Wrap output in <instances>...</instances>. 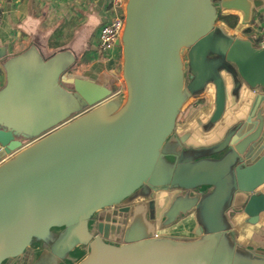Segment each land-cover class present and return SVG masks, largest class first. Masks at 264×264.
Returning <instances> with one entry per match:
<instances>
[{
	"label": "water",
	"instance_id": "water-1",
	"mask_svg": "<svg viewBox=\"0 0 264 264\" xmlns=\"http://www.w3.org/2000/svg\"><path fill=\"white\" fill-rule=\"evenodd\" d=\"M261 8L264 0H125V91L102 101L69 86L70 51L46 56L31 44L4 61L0 264L28 249L33 264H264V249L242 246L230 220L236 211L248 224L264 218V144L253 153L264 140V45L220 23L239 12L252 24ZM209 91L212 113L180 135L185 105ZM196 132L219 137L190 141ZM162 194L152 223L147 202ZM131 204L125 226L100 224L93 235L96 213ZM189 214L195 238L158 233Z\"/></svg>",
	"mask_w": 264,
	"mask_h": 264
},
{
	"label": "crops",
	"instance_id": "crops-1",
	"mask_svg": "<svg viewBox=\"0 0 264 264\" xmlns=\"http://www.w3.org/2000/svg\"><path fill=\"white\" fill-rule=\"evenodd\" d=\"M112 14L110 0H3L0 18V87L5 81L4 61L34 44L46 56L64 50L75 56V66L68 74L73 84L69 86L73 88L75 83L86 97L97 102L118 93L122 82L117 72L120 48L109 55L100 53L98 49L100 28ZM230 16L237 21L234 25L229 22L226 24L223 18L220 20L223 27L242 37L252 36L255 43L260 45L258 36L264 26V8L256 12L254 22L249 25L241 23L242 14L239 12L227 17ZM213 109L212 91L202 98H192L181 113L185 119L181 131L201 127ZM242 109L240 104L234 112L242 114ZM219 128L217 131H220ZM218 137L216 133L207 135L196 132L190 141L210 143L218 140ZM263 144L264 140L254 150V156L261 152ZM246 217L243 213L233 224L238 242L264 249V218L256 224H248ZM242 223L249 227H244Z\"/></svg>",
	"mask_w": 264,
	"mask_h": 264
},
{
	"label": "flooded vegetation",
	"instance_id": "flooded-vegetation-1",
	"mask_svg": "<svg viewBox=\"0 0 264 264\" xmlns=\"http://www.w3.org/2000/svg\"><path fill=\"white\" fill-rule=\"evenodd\" d=\"M211 92V91H209ZM180 135H183L185 131H178ZM166 195V194H165ZM245 198V196H241V198H238V204L241 205V203L243 202V199ZM154 203V205L152 207H149L148 210V219L152 222L155 223L156 222V218L157 212L158 210V203L156 201V199H152L151 201H148V204ZM135 204H131L130 205V209L127 211H122L120 210V207H109V208H105L101 211H99L98 213H96V215L93 217V222H92V232L94 236H98L99 235V225L101 224L103 227H105L106 224L108 225H114L115 227H123L126 225V223L129 221L132 210L134 208ZM237 211L235 213V215H237ZM234 215V216H235ZM233 216V217H234ZM159 233V232H158ZM160 234V233H159ZM161 235V234H160ZM175 237V236H173ZM243 246V245H242ZM22 257V258H20ZM19 258V259H18ZM36 258V251L32 250V249H28L23 255L17 257V258H11L8 259L5 263H7L8 261H13V264H33ZM4 263V264H5ZM12 264V263H11ZM66 264V263H63Z\"/></svg>",
	"mask_w": 264,
	"mask_h": 264
},
{
	"label": "built area",
	"instance_id": "built-area-1",
	"mask_svg": "<svg viewBox=\"0 0 264 264\" xmlns=\"http://www.w3.org/2000/svg\"><path fill=\"white\" fill-rule=\"evenodd\" d=\"M125 0H110L113 14L111 18L104 23L99 31L98 49L100 53L112 54L120 48L119 38L124 23L123 3ZM3 10V0H0V18ZM258 42L264 45V26L261 27Z\"/></svg>",
	"mask_w": 264,
	"mask_h": 264
},
{
	"label": "rangeland",
	"instance_id": "rangeland-1",
	"mask_svg": "<svg viewBox=\"0 0 264 264\" xmlns=\"http://www.w3.org/2000/svg\"><path fill=\"white\" fill-rule=\"evenodd\" d=\"M120 55H121V49L119 51V56ZM121 81H122L121 82V89H120L119 92L125 91V84H124L122 78H121ZM191 100H192V98L189 100V102L185 105L184 108H186V106L191 102ZM204 104L205 103L203 102L202 105H204ZM184 122H185L184 116L180 115L179 120H178V129L179 130L182 129ZM164 196H165V194H162L161 198L159 199V202H158V206H159L158 207V210L160 208H162V206L164 204L163 203L164 202L163 201V197ZM237 212H238L237 215H235L234 217H230V220H231L232 224H234V225L236 223V219L238 218V216H243V212L242 211H237ZM157 213L158 212L156 210V213L155 214L157 215ZM262 222H264V221H262ZM242 225L244 227H246V228L249 227L248 224L242 223ZM196 227H197V222H196L195 217L193 215L189 214V215L183 217L182 219L178 220L174 224H172V225H170V226H168L166 228H161L158 232L160 234H162V235H171V236H175L177 238L193 239V238H195L197 236V234L195 232ZM249 241H250V239H249ZM243 246H245V245H243ZM20 258H22V257H20ZM11 263L13 264L14 262L11 260V261H8L5 264H11Z\"/></svg>",
	"mask_w": 264,
	"mask_h": 264
},
{
	"label": "trees",
	"instance_id": "trees-1",
	"mask_svg": "<svg viewBox=\"0 0 264 264\" xmlns=\"http://www.w3.org/2000/svg\"><path fill=\"white\" fill-rule=\"evenodd\" d=\"M223 18H224V20L227 19V21H228L229 24H231V25H234L235 22L237 21V19L234 18L233 16H230V17L222 16L221 19H223Z\"/></svg>",
	"mask_w": 264,
	"mask_h": 264
}]
</instances>
